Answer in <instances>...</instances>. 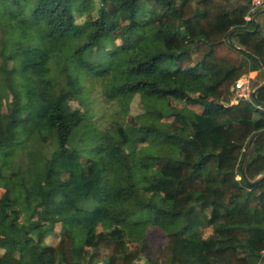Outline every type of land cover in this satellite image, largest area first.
Returning <instances> with one entry per match:
<instances>
[{
	"label": "trees",
	"instance_id": "1",
	"mask_svg": "<svg viewBox=\"0 0 264 264\" xmlns=\"http://www.w3.org/2000/svg\"><path fill=\"white\" fill-rule=\"evenodd\" d=\"M252 73L254 92L251 0H0V264H263L264 180L244 174L264 175V87L235 91Z\"/></svg>",
	"mask_w": 264,
	"mask_h": 264
},
{
	"label": "rangeland",
	"instance_id": "2",
	"mask_svg": "<svg viewBox=\"0 0 264 264\" xmlns=\"http://www.w3.org/2000/svg\"><path fill=\"white\" fill-rule=\"evenodd\" d=\"M252 80H253V84L258 83L257 77H256V73H252L250 74ZM251 86H252V82H251ZM101 93V87H99L98 85L92 87V98L97 99L96 102V112H98V119L99 117H103V120L101 121L104 124H107L110 120L112 119H117L118 114L117 112L118 107H109V105L104 103L103 98H101L99 95ZM12 102V95L9 89V86L7 84V82L0 76V114H6L7 112V108L9 106V104ZM74 107H78V103L74 102L73 103ZM157 107L160 108H164V104L162 102H159L157 104ZM141 112V103L139 100V97H135L134 100L129 104L128 106V111L126 114L124 115V119H130V117H135L138 114H140ZM127 121V120H126ZM72 141L70 140L68 142V145L71 146ZM3 190L0 189V193H2ZM58 236L56 235H50L47 239L46 242L47 244L50 245H55L58 242ZM158 244H156V247L163 244L164 243V239H162L161 237L158 239ZM136 264H147L143 259L138 260L136 262Z\"/></svg>",
	"mask_w": 264,
	"mask_h": 264
},
{
	"label": "built area",
	"instance_id": "3",
	"mask_svg": "<svg viewBox=\"0 0 264 264\" xmlns=\"http://www.w3.org/2000/svg\"><path fill=\"white\" fill-rule=\"evenodd\" d=\"M253 8H263L264 0H251ZM251 76H246L238 80L235 84L236 98L238 100L253 101V89L251 86Z\"/></svg>",
	"mask_w": 264,
	"mask_h": 264
},
{
	"label": "water",
	"instance_id": "4",
	"mask_svg": "<svg viewBox=\"0 0 264 264\" xmlns=\"http://www.w3.org/2000/svg\"><path fill=\"white\" fill-rule=\"evenodd\" d=\"M263 87H264V83L253 92L252 98H253L254 101H257V96L256 95H257L258 91H260V89H262ZM251 144H252V140L250 141L249 146H251ZM242 172L244 174V169L242 170ZM244 179H245L247 184L254 185V184H256V183H258L260 181H263L264 180V175L261 178L255 180L254 182H250L245 174H244ZM263 264H264V262H263Z\"/></svg>",
	"mask_w": 264,
	"mask_h": 264
}]
</instances>
